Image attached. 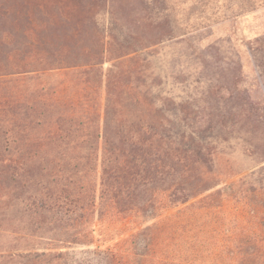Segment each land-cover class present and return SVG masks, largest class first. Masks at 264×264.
I'll use <instances>...</instances> for the list:
<instances>
[{
    "label": "trees",
    "instance_id": "16d2710c",
    "mask_svg": "<svg viewBox=\"0 0 264 264\" xmlns=\"http://www.w3.org/2000/svg\"><path fill=\"white\" fill-rule=\"evenodd\" d=\"M111 1L103 0L104 4ZM136 3L139 8L116 10L124 32L116 30L112 8H102L108 12L111 22L102 21L101 26L85 30L90 42L79 50L78 57L84 55L86 62L72 64L86 68L84 72L88 74L100 69L115 47L124 49L112 57L115 61L107 68L101 124L95 136L91 135L94 152L86 157L91 169L98 170V178H93L92 187H88L93 193L84 195L80 192L79 179L76 183L70 176H61L63 169L58 164V156L49 155V159L45 152L33 156L15 155L12 145L23 140L21 132L26 128L17 126L18 121L25 120L17 107L8 112L11 113L9 120H4L9 124L13 122L14 126L7 128L3 136L0 120V264L63 263L65 249L56 250L46 245L59 244L58 248H66L75 242L66 230L74 222L73 213H67V209L78 203L83 218L84 201L88 197L93 205L96 192L106 209L129 215L155 209L161 193L165 194L169 205L175 206L212 188L221 176L240 173L232 171L230 166L222 172L217 166L220 156L230 154L235 146L255 161L264 162V33L245 42L252 73L248 79L239 50L223 44L228 39H216L200 47L199 40L210 30L178 37L170 24L171 10L165 0H136ZM35 6L39 12L43 10L37 0ZM73 11L74 8L59 11L58 24H72L67 15H72ZM12 12L7 14L0 8L1 27L6 19L16 26L20 17L4 19V14L8 16ZM44 14L47 20L50 16L53 19L51 12ZM25 21L36 25L29 17ZM82 22L73 24L68 31L73 36L81 34ZM26 26L19 29L21 35L26 34ZM0 34L13 38L10 30L0 29ZM166 42L181 49L185 46L188 60L184 67L188 73L182 80L185 93L178 96V101L171 94L163 96L162 85L151 80L152 73H144L143 68L131 73L136 72L134 80L119 82L122 75L116 70L125 57L143 54L142 59H147L166 46ZM66 47L62 49L69 51ZM3 58L2 62L0 57V106L3 101L11 104L18 101L16 90L10 94L3 92L8 81L17 82L9 77L31 69H26L25 58L17 67L7 69L11 64L5 62L7 56ZM117 82L119 89L115 92ZM128 101L135 103L143 115L153 113L146 120H130L129 116L137 114L127 106ZM111 108H116L125 119L113 120ZM156 112L160 113L157 119L154 118ZM38 142L42 148L48 143L43 138ZM249 178L255 179L248 181L250 191H264V163L239 180ZM3 183L6 185H1ZM57 214L61 215L57 217ZM87 220L85 217L83 223ZM253 235L241 238L238 243L254 242L259 243V247L235 253L233 259L264 264V234ZM77 237V241L81 240Z\"/></svg>",
    "mask_w": 264,
    "mask_h": 264
},
{
    "label": "rangeland",
    "instance_id": "374dc122",
    "mask_svg": "<svg viewBox=\"0 0 264 264\" xmlns=\"http://www.w3.org/2000/svg\"><path fill=\"white\" fill-rule=\"evenodd\" d=\"M37 1L41 4L39 8H43L40 12L35 0H0V8H4L5 13L13 11L8 16L4 14V19L10 17L17 20L20 17L16 26L7 23V19L3 21L4 26H0L4 31H12L13 37L4 38L0 34L2 62L3 56H7L5 62L11 65L6 68L13 69L25 58L26 69L31 68L26 73L9 77L17 79V82L8 81L3 86L5 94L16 90L18 101L1 103L2 136L7 128L14 126L13 122L9 124L4 120H9L11 113L8 112L17 107L22 119L25 118L18 121L17 126H21V129L22 126L26 127L21 136L27 141L12 145L15 155L33 156L45 152L46 158L49 155L58 156V164L63 169L61 176H70L76 183V179H79V185H82L80 192L87 196L93 193L88 189L92 187L93 178H98V170L91 169L86 157L94 152L91 135L95 136L101 124L100 112L104 109L106 97L105 74L115 61L112 57L124 49L115 47L107 54V60L100 69L88 74L84 72L86 68L73 67L72 64L86 62L84 55L78 57L79 50L90 42L85 30L87 32L88 27L101 26L102 21L106 24L111 22L108 12L102 8H112L113 17H116L115 28L124 32L125 27L116 10L123 8L125 11V8L139 6L136 0H113L110 4H104L103 0ZM165 1L171 10L170 24L176 36L210 30L199 40L200 47L216 39H228L223 44L239 50L245 72L248 79L251 78L245 42L264 33V0ZM69 8L71 11L74 8L72 15H67L72 24H58V12L69 11ZM44 12H51L53 19L50 16L47 20ZM28 17L35 22V26L26 24ZM80 20H83L82 32L73 36L68 29ZM25 25L28 27L26 34L21 35L19 29ZM65 46L70 50L62 49ZM185 53V46L181 49L167 43L147 59H142L143 54H130L116 70L122 75L119 82L134 80L136 72L131 73L143 68L141 71L144 73H152L151 80L162 85L163 96L168 93L178 101V96L185 93L182 80L188 73L184 68L188 64ZM118 89L117 82L115 92ZM127 106L137 114L129 116L133 121L146 120L153 113L148 115L145 112L143 115L133 102L128 101ZM115 109L109 110L110 114L114 111L111 115L113 120L118 122L125 119ZM159 116L160 113H154L155 119ZM40 138L48 142L44 148L39 146ZM263 163L255 161L244 154L242 148L235 146L230 154L220 156L217 166L222 172L230 166L232 171L240 173L232 177L221 176L218 184L212 188L175 206L169 205L165 194L161 193L155 209L129 215L121 214L116 209H106L96 192L93 205L88 197L85 199L83 218L78 203L67 209V213H73L71 218L74 222L66 230L75 242L66 248H58L61 246L59 244L46 247L65 249L64 261L60 264H253V261L243 262L233 258L235 253L259 247V243L238 242L253 234H264V191H250L248 181L254 178L239 179ZM1 185L5 186L6 183ZM60 215L57 214V217ZM85 217L88 220L83 223ZM77 236L81 240L77 241Z\"/></svg>",
    "mask_w": 264,
    "mask_h": 264
}]
</instances>
